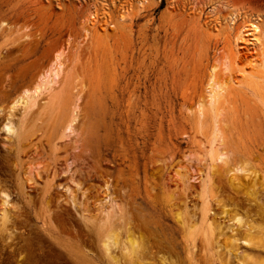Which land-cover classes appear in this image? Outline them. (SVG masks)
Returning <instances> with one entry per match:
<instances>
[{
	"label": "rangeland",
	"instance_id": "1",
	"mask_svg": "<svg viewBox=\"0 0 264 264\" xmlns=\"http://www.w3.org/2000/svg\"><path fill=\"white\" fill-rule=\"evenodd\" d=\"M95 7L108 24L89 33ZM235 12L243 19L232 31L224 20ZM263 13L264 0H149L141 9L137 0H0V206L2 192L11 202L0 217V264H115L101 245L112 226L123 228L121 243L129 230L140 247L133 261L116 249L119 264H242L226 257L225 241L245 233L236 214L264 233L263 96L244 84L229 96L223 148L257 183L234 185L223 168L213 177L216 240L208 245L198 233L193 248L178 208L199 226L211 124L199 123L195 107L213 68L229 85L261 62L246 50L238 56L233 39L245 17ZM56 54L64 69L55 94L8 138L14 99L54 78L47 70ZM21 111H13L17 123Z\"/></svg>",
	"mask_w": 264,
	"mask_h": 264
},
{
	"label": "bare ground",
	"instance_id": "2",
	"mask_svg": "<svg viewBox=\"0 0 264 264\" xmlns=\"http://www.w3.org/2000/svg\"><path fill=\"white\" fill-rule=\"evenodd\" d=\"M148 1L149 0H137V4L141 9L145 6L146 3H148ZM123 13H127L126 8L124 9ZM201 13L202 10H200V16ZM124 14L120 15V21H123L125 19ZM210 14L212 16H216L220 14V11L218 8L213 7L210 9ZM239 16L240 15L235 12L225 17V24H228L230 30L233 31L239 20L243 19L239 18ZM90 17L89 33H98L100 30L99 27H102L104 28V30H106V24H108V22H105L104 20L100 21L101 19L99 17V13H97L96 7L94 8ZM217 20L218 18L215 19V21ZM218 24L219 23H217L216 25ZM233 46L238 56H242L246 53L259 54L261 62L254 65V69H252V71L246 72L243 79L237 81L230 79V81L228 82L231 84L229 85L223 81L219 82L215 80L217 78H215L216 73L214 74L216 68H213L210 80L205 89L206 93L198 99V102L196 104L194 112L198 118L199 123L203 120H208L211 124V139L209 142L210 151L208 155L209 164L207 169L205 171H201L199 174L201 192V215L197 222L199 223V226H197L196 224L197 227H195V225L190 224V221H188V219L186 218L189 213L187 211L186 205H184V202V204H182L184 206L182 208H178V216L180 217V219H182L183 225L185 226V224L188 223V225L190 226L188 235L191 239V243L193 242V248L196 246L195 240L198 233H200V235H203L204 241L208 245L216 240L214 218H210L211 216H215L216 214L212 210L210 199H208L207 195L210 193V187L213 183L212 179L218 172L220 174V169L223 168L225 169V171L227 170L228 179H230V182L232 184L235 183L234 185H244L247 188L251 189L256 186L257 183L256 174L248 169L247 164L231 166V160L228 151L223 148L224 142L222 126L223 115L226 111V106L229 103V96L236 88H240V86L244 84L245 87L253 94L257 96L261 95V97H264V13L261 15H250L244 18L243 24L237 29V32L234 36ZM241 50L246 51L243 54L240 52ZM63 69L64 64L61 60V56L59 54H56L54 60L51 63V66L47 70V73L49 72L54 76V78L46 81L42 76V79L39 78L41 79L40 81H36V83H34L31 87L24 88L22 92L14 99L11 106L12 112L10 111L11 113L10 115H8V117H6L3 125V129L7 133L8 138L12 139V137H17L19 135L17 134L18 132L16 131V126L21 125L24 118L27 117L29 113L37 106V103L39 101H41L44 97H47V99H51L53 97V95L55 94V88L53 87V84L56 82V78L59 77L61 72H63ZM18 109L22 110V118L20 120L17 119V123L14 121L16 117L14 116L13 111H16ZM76 120L77 115H74L73 112V114L70 115L67 119L65 129L71 130L72 125L76 122ZM10 203V195L6 192H2L0 217L4 219L3 221L7 219V208L9 207ZM224 214H226V211H224ZM194 218L195 217H192V219ZM108 220L110 219L106 220V223H104L105 225L108 224ZM194 220H196V218ZM232 221L235 222L240 229H244L245 233L242 238L234 237L236 234L233 233V239H226L225 244L229 245L230 247L226 251V257L230 259V256L234 255L236 258H240L242 260V264H248L250 260H255L254 258H259L260 262L261 260L264 261V255L261 253V251L264 252V233L255 232L254 229L250 228L249 224L245 223V221L239 214L234 215ZM105 225L102 226L101 224V228L103 230ZM221 228L222 227H220L219 230L221 232L219 238L225 234L223 233ZM121 229L123 228L121 227L116 229L114 228V226H112L107 231L104 230L105 232H103V235L101 237L102 250L105 256L115 264H119V261L113 252H115V250L120 246H122L121 251L131 261H133L134 257H138V252L140 249L138 242L131 236V232H129V230H127L126 239L123 240V243H121ZM230 229L231 228L229 227L228 230ZM231 232H234V229H231ZM239 243H242L244 246H246V248L244 250H241ZM216 252L217 254H219L220 250L218 249L216 250ZM221 255L224 257L225 253L224 255ZM223 257L221 260H223ZM250 262L251 264L253 263L252 261Z\"/></svg>",
	"mask_w": 264,
	"mask_h": 264
}]
</instances>
